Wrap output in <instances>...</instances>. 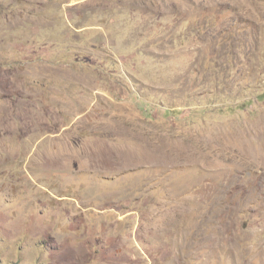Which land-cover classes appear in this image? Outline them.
<instances>
[{"label":"rangeland","instance_id":"1","mask_svg":"<svg viewBox=\"0 0 264 264\" xmlns=\"http://www.w3.org/2000/svg\"><path fill=\"white\" fill-rule=\"evenodd\" d=\"M0 264H264V0H0Z\"/></svg>","mask_w":264,"mask_h":264},{"label":"bare ground","instance_id":"2","mask_svg":"<svg viewBox=\"0 0 264 264\" xmlns=\"http://www.w3.org/2000/svg\"><path fill=\"white\" fill-rule=\"evenodd\" d=\"M164 151V150H163ZM81 160V159H80Z\"/></svg>","mask_w":264,"mask_h":264}]
</instances>
